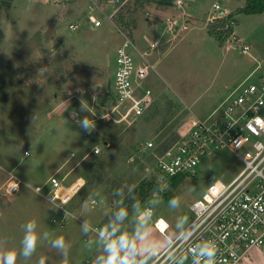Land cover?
<instances>
[{"label":"rangeland","instance_id":"rangeland-1","mask_svg":"<svg viewBox=\"0 0 264 264\" xmlns=\"http://www.w3.org/2000/svg\"><path fill=\"white\" fill-rule=\"evenodd\" d=\"M140 1V6L130 1L112 16L113 27L95 12L91 15L101 24L93 26L86 0H0V182L6 172L22 181L15 194L0 199V257L14 251L15 264H101L108 242L89 230L95 227L111 238L127 237L144 261L145 248L166 244L149 227L152 217L138 218L144 203L153 216L164 218L170 227L166 235L172 237L209 180L226 181L239 169L235 158L222 151L201 161L195 175L173 180L163 195L154 190L152 157L155 146L173 142L185 130L189 116L204 119L264 61V11L236 12L245 0H181L180 8L174 0ZM214 2L236 20L221 46L206 32ZM129 19L134 26L123 27ZM168 21L175 22L171 28ZM120 33L136 50H129L134 63L153 66L139 80L153 103L142 115L125 119L123 105L112 97ZM152 41L157 45L149 49ZM241 43L249 47L247 55L239 52ZM256 73L264 75V70ZM83 118L94 122L90 133L78 123ZM94 146L100 149L95 155ZM97 160L103 161L100 171L93 165ZM49 176L66 183L85 180L69 204L77 219L59 225L58 212L32 191ZM140 183H148V194L141 198ZM133 190L125 204L122 199ZM173 197L176 207L169 204ZM121 210L127 215L118 218ZM31 220L37 247L24 258L22 240ZM59 237L66 260L52 246ZM263 254L264 248L251 249L242 264H264Z\"/></svg>","mask_w":264,"mask_h":264},{"label":"built area","instance_id":"built-area-1","mask_svg":"<svg viewBox=\"0 0 264 264\" xmlns=\"http://www.w3.org/2000/svg\"><path fill=\"white\" fill-rule=\"evenodd\" d=\"M130 1L134 3V0H86L89 20L93 26L101 24L99 18L91 15L95 12L114 27L112 16L123 12ZM173 3L176 8L184 5L181 0ZM211 10L213 15L209 16V21L226 15L216 3L211 5ZM174 23L168 21L167 27L171 28ZM120 36L122 41L114 48L112 97L123 105L121 117L125 119L142 115L153 103L151 91L139 87V80L153 66L145 60L136 65L129 51L134 49L132 42L125 34L120 33ZM156 45L157 41H152L147 47L153 49ZM248 50L245 43L240 44L241 54L247 55ZM258 68L264 70V61L258 62L204 119L189 116L185 130L173 142L155 151L152 175L156 181L154 190L159 194L168 191L176 178L195 175L201 161L212 160L222 151L230 153L240 167L226 181L209 180L200 197L189 204L185 225L172 237L166 235L170 227L164 218L153 216L152 207L144 203L138 218L151 213L147 217H152L149 227L161 235L166 244L161 249H152L156 255L145 252L144 261L135 257L136 264H192V251L203 242H213L218 247L216 264H238L251 249L264 248V75L256 73L254 76ZM151 145L150 141L145 142V147ZM90 151L95 155L100 149L94 146ZM21 183L17 176L6 172L0 185V199L15 194ZM84 183L82 177L66 183L49 176L44 185L31 189L58 212L55 222L62 225L70 217L77 219L69 204ZM89 202L92 204L94 200ZM89 230L108 243L119 239L111 238L107 231L101 236L95 227Z\"/></svg>","mask_w":264,"mask_h":264},{"label":"clouds","instance_id":"clouds-1","mask_svg":"<svg viewBox=\"0 0 264 264\" xmlns=\"http://www.w3.org/2000/svg\"><path fill=\"white\" fill-rule=\"evenodd\" d=\"M80 126L86 131L91 132L94 128V122L90 123L88 119L83 118L78 121ZM179 201L173 197L169 204L171 207H176ZM127 215L126 210H121L117 216L118 218H123ZM151 213H147L146 216L150 217ZM35 222L29 221L26 224L25 234L23 236L22 244V256L24 258H30L32 254L36 251L38 236L35 232ZM114 231H116L114 229ZM101 236H104V233H101ZM190 238V237H189ZM52 246L60 249L65 256L66 260V251H65V242L63 237H59L52 241ZM105 251L108 253L106 258H102L101 264H136L135 257L137 255L136 245L131 243L127 237L121 235L119 239L111 241L105 244ZM145 251L149 255H156L157 253L153 252L151 248H145ZM123 253V255H121ZM193 262L192 264H216V258L218 255V247L213 242H203L198 245L192 251ZM16 253L9 252L0 257V264H15ZM146 264V262H145ZM183 264V262H180Z\"/></svg>","mask_w":264,"mask_h":264},{"label":"trees","instance_id":"trees-1","mask_svg":"<svg viewBox=\"0 0 264 264\" xmlns=\"http://www.w3.org/2000/svg\"><path fill=\"white\" fill-rule=\"evenodd\" d=\"M134 5L135 6H140L141 1L140 0H134ZM264 11V0H245V4L242 8H238L236 12L242 13V14H258ZM121 17V16H120ZM236 20L233 18L232 13H228L225 15V17L211 20L209 21L207 25V34L209 37H211L218 46H221L222 43L227 40L229 33H230V22H235ZM123 27H130L134 26V21L132 19L127 20V22L122 23ZM167 143L162 142L160 145H158L157 150L163 148ZM95 165L94 168L96 170H101L103 168V161L102 160H97L93 164ZM98 176V173L93 174V178L97 179L96 177ZM96 181V180H95ZM140 183L137 186L136 191L138 192L140 198L147 196L148 194V183ZM174 184V181L172 182V185ZM135 190L129 192L124 196L122 199L124 203L126 204L128 199H130V195L134 193ZM168 192V191H166ZM164 192L163 195L166 193Z\"/></svg>","mask_w":264,"mask_h":264},{"label":"crops","instance_id":"crops-1","mask_svg":"<svg viewBox=\"0 0 264 264\" xmlns=\"http://www.w3.org/2000/svg\"><path fill=\"white\" fill-rule=\"evenodd\" d=\"M214 3H216V2H214ZM216 4H217V3H216ZM220 7H221V9H223V8H222L223 6L220 5ZM225 10H226V12H227L229 9H226V8H225ZM2 182H3V181L0 182V185L2 184ZM92 200H93V199H92ZM255 253H256V252H255ZM263 256H264V254H263ZM244 261H245V260L243 259V260H242L240 263H238V264H242Z\"/></svg>","mask_w":264,"mask_h":264}]
</instances>
